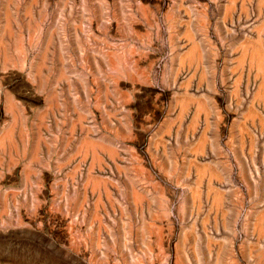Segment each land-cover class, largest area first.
<instances>
[{"label": "rangeland", "instance_id": "obj_1", "mask_svg": "<svg viewBox=\"0 0 264 264\" xmlns=\"http://www.w3.org/2000/svg\"><path fill=\"white\" fill-rule=\"evenodd\" d=\"M251 1L242 32L228 0H0V264H248L211 197L248 189L213 181L243 168L214 165L184 127L174 142L173 119L181 102L185 126L240 101L228 54L257 36L264 50ZM258 84L245 100L264 110Z\"/></svg>", "mask_w": 264, "mask_h": 264}, {"label": "crops", "instance_id": "obj_2", "mask_svg": "<svg viewBox=\"0 0 264 264\" xmlns=\"http://www.w3.org/2000/svg\"><path fill=\"white\" fill-rule=\"evenodd\" d=\"M255 1L257 5H260L261 1L263 2L264 0ZM251 2V0H228L229 5L227 10L231 14H236L238 16V24L240 23V21H242V25H240L242 32H247L250 29ZM242 43L239 46L237 45L238 47H235V49L231 48V51L228 54H238V62L236 60L235 63H231V73H234L239 77L231 79V85L233 86L237 81L239 82L243 79V89L239 90L240 101H234L233 103L232 100L231 104L230 98L225 99L223 101L225 105L223 107H219L218 105L217 109L209 108L205 105H202L203 108L199 110L195 107L188 123L183 126L182 119L185 117V110H183V107L185 108L186 105L184 103V106L180 105V107L176 111L178 114H175L173 121L176 123L175 128H177L174 135V142L178 140V131L181 130L180 128L184 127V134L182 138L183 142L188 143L189 140H195L198 143V141L201 142V140L203 139L204 141L202 140L201 144L199 145L202 146V144L205 143L208 139L210 140L209 143L211 147V156L213 158L212 163L214 165L216 164L217 166H219L222 164L237 168H243V172L241 173V175L237 174L238 177H232L230 174H227L226 177H214L213 181L231 182L235 181L236 178H240V180H242L244 183H249L250 186L248 189H233L226 192L215 191L212 193L213 195H211V197H217V201L221 202L219 206L227 212L225 220L228 222L231 221L233 223V225L231 226L232 228H230L233 229L234 234L238 230L242 231L241 244L244 248V259L246 263L250 264L247 257L249 254V252H247V247L252 251L250 252V259H253L255 255H258L259 260L264 262V110L251 108L252 106L250 103V99H245L248 98L249 95L251 96L250 93L252 92L250 91V87L252 83L254 84L256 80H258L259 89L260 84H262L261 82H264L261 80L264 79V61H259L260 64L255 65V63H258L255 61V54H253L256 52V50L254 48V50L252 49V45L248 43L247 40L243 44ZM247 43L249 45H247ZM243 46L245 50L242 49ZM251 49L253 50V52L251 51ZM249 51H251V57L249 56ZM262 51L264 50L261 49L260 53ZM240 52L243 54L242 56H244V58L239 55L241 54ZM214 56L216 57V54H214ZM251 58H254V60H251ZM226 61L227 63L230 62L229 59H227ZM200 64H202V62ZM226 68H228V66ZM251 69H253V73L250 72ZM226 81L227 83H229L230 79L227 77L224 78L223 76L221 78V84H224L226 88L222 90V92L226 91L227 93H230L233 90L230 87L231 85H226ZM187 84L192 85L190 79H184V81L180 82L177 88L179 91L176 92L173 96H180V98H184V100H187V96H185L186 89H181L185 88V85ZM210 92L212 93V96H203L206 99H210V101L208 102H210L212 107H214L216 103L215 100L217 99V102H220V97L222 95L220 93H217L218 91L216 92V90H212ZM256 97V99L264 105V102H262L264 101V96H258V94L256 93ZM195 110L199 111V113ZM203 111H205L206 113H203ZM192 117L195 118L193 119ZM205 120L207 121V123ZM169 122L172 123V120L169 119ZM191 122H195L194 126L193 124H191ZM168 127L166 129V132L168 131L167 134L170 136V134H173V128L171 129V126L169 128ZM249 142L252 145H250ZM181 179L182 178L178 179V181ZM184 180H186V178ZM199 180L203 181V179ZM206 180L211 181L212 179ZM218 198H223L224 200H219ZM213 217V214L209 215L210 219ZM233 237L235 238L234 235Z\"/></svg>", "mask_w": 264, "mask_h": 264}, {"label": "bare ground", "instance_id": "obj_3", "mask_svg": "<svg viewBox=\"0 0 264 264\" xmlns=\"http://www.w3.org/2000/svg\"><path fill=\"white\" fill-rule=\"evenodd\" d=\"M9 2H10V0H9ZM261 2H262V1H261ZM29 5H30V4H29ZM241 5H242V4H241ZM6 13H8V12H6ZM263 21H264V20H263ZM263 21H262V22H263ZM262 26H263V24H262ZM257 28H259V27H256V29H257ZM263 28H264V27H263ZM260 29H261V28H260ZM186 30H187V28H186ZM185 34H186V33H185ZM187 36H188V35H187ZM48 38H49V37H48ZM258 38H259V36H257V38H256V40H255L256 44H254L255 42H253V41H252L253 44L250 43V44L252 45V49L254 48V49L256 50V52L253 53V54H255V61L258 62V63H257V64L255 63V65L260 64L259 61H264V53H262V52H264V51H262V52L260 53L261 49H260V44H259V39H258ZM192 39H193V38H192ZM260 40H261V39H260ZM249 41H251V40H249ZM191 42H192V41H191ZM247 42H248V40H247ZM192 43H193V42H192ZM192 43H191V44H192ZM248 43H249V42H248ZM248 43H247V45H249ZM260 43H261V42H260ZM191 44H190V45H191ZM194 44H195V43H194ZM242 44H243V43H242ZM253 45H254V47H253ZM245 46H246V45H245ZM236 48H237V47H236ZM197 49H198V48H197ZM242 49L245 50V49H244V46H243ZM252 49H251V51L253 52L254 49H253V50H252ZM258 49H260V50H258ZM189 50H190V49H189ZM251 51H249V52H250V53H249V54H250V55H249L250 57H251ZM197 52H198V50H197ZM198 53H199V52H198ZM240 53H241V52H240ZM243 53H244V51H243ZM246 53H247V52H246ZM14 54H15V53H14ZM183 54H184V53H183ZM191 54H192V53H191ZM239 55H241V57L244 58V56H242V55H243L242 53L239 54ZM4 56H5V55H4ZM22 57H23V56H22ZM241 57H240V58H241ZM5 58H6V57H5ZM180 59H182V57H181ZM248 59H249V58H248ZM252 59L254 60V58H251V60H252ZM235 60H236V59H235ZM239 60H240V59H239ZM251 60H250V61H251ZM179 62H180V60H179ZM237 62H238V59H237ZM253 62H254V61H253ZM181 63H182V61H181ZM236 64H237V63H236ZM181 66H182V65H181ZM260 66H262V65H260ZM235 67H236V66H235ZM248 68H249V67H248ZM255 68H258V67H255ZM194 69H195V68H194ZM241 69H242V67H241ZM260 69H261V68H260ZM201 70H202V69H201ZM201 70H200V71H201ZM193 71H194V70H193ZM257 71H258V70H257ZM201 73H202V71H201ZM260 73H261V71H260ZM240 74H241V73H240ZM261 76H263V75H261ZM237 77H239V76H237ZM256 77H257V76H256ZM188 78H189V77H188ZM263 78H264V76H263ZM238 79H239V78H238ZM261 80L264 81V79H261ZM259 82H260V81H259ZM261 83H262V84H260L259 89L257 88V89H258V92H257L258 96H259V95H260V96H262V95L264 96V82H261ZM183 86H184V85H183ZM258 86H259V84H258ZM53 93H54V92H53ZM51 95H52V94H51ZM261 98H262V97H261ZM259 99H260V98H259ZM263 99H264V98H263ZM185 101H186V100H185ZM262 102H264V101H262ZM10 103H11V102H10ZM183 103H184V102H183ZM183 103L181 102V106H184ZM250 103H251V102H250ZM7 105H8V104H7ZM10 105H11V104H10ZM202 105H203V104H202ZM202 105L200 104L199 106L202 107ZM185 106H186V105H185ZM196 106H197V105H196ZM204 107H205V106H204ZM202 108H203V107H202ZM6 109H7V108H6ZM205 109H206V108H205ZM198 110H199V109H198ZM203 110H204V109H203ZM195 111L199 113V111H197V110H195ZM195 111H194V112H195ZM205 111H206V110H205ZM205 111H203V113H204ZM207 111H208V110H207ZM179 112H180V110H179ZM205 113H206V112H205ZM177 114H178V113H177ZM252 114H253V113H252ZM254 114H255V113H254ZM196 115H197V114H196ZM247 115H250V114H247ZM243 116H244V115H243ZM259 116H260V115H259ZM245 117H246V116H245ZM192 118L194 119L195 117H192ZM260 119H261V118H260ZM205 121H206V120H205ZM194 123H195V122H193V123L191 122V124H193V126H194ZM206 123H207V121H206ZM261 123H262V122H261ZM261 123H260V124H261ZM170 124H172V123H170ZM10 126H11V125H10ZM190 126H191V125H190ZM167 127H168V126H167ZM169 127H170V126H169ZM169 127H168V128H169ZM168 130H169V129H168ZM5 132H6V131H5ZM37 132H38V131H37ZM167 132H168V131H167ZM202 132H203V131H202ZM243 132H244V131H243ZM2 133H3V131H2ZM5 135H6V134H5ZM201 136H203V135H201ZM240 136H241V135H240ZM249 136H250V135H249ZM38 137H39V136H38ZM37 139H38V138H37ZM240 139H241V138H240ZM202 140H203V139H202ZM202 140H201V142H202ZM249 140H250V139H249ZM12 141H13V140H12ZM203 141H204V140H203ZM240 141H241V140H240ZM1 143H2V142H1ZM11 143H12V142H11ZM86 143H87V142H86ZM90 143H91V142H90ZM87 144H88V143H87ZM249 144H250V142H249ZM2 145H3V144H2ZM8 145H9V144H8ZM91 145H92V143H91ZM94 145H97V144H94ZM250 145H252V144H250ZM250 145H249V146H250ZM240 146H241V145H240ZM99 147L102 148L101 146H99ZM195 148H196V147H195ZM98 149H99V148H98ZM110 151H112V150H110ZM107 152H108V151H107ZM112 152H113V151H112ZM192 152H193V151H192ZM34 153H35V152H34ZM199 153H201V152H199ZM33 155H34V154H33ZM32 157H33V156H32ZM35 159H36V158H35ZM90 168H91V167H90ZM206 168H207V166H206ZM207 169H208V168H207ZM203 170H204V169H203ZM201 171H202V170H201ZM202 172H204V171H202ZM27 173H28V172H27ZM196 174H197V173H196ZM198 174H199V173H198ZM199 175H200V174H199ZM202 175H203V174H202ZM216 178H217V177H216ZM198 180H199V179H198ZM97 183H99V182L96 181V185H97ZM92 184H94V183H92ZM208 185H209V184H208ZM209 187H210V186H209ZM196 189H197V188H196ZM209 189H210V188H209ZM211 189H213V187H212ZM197 190H198V189H197ZM197 192H198V191H197ZM136 194H137V193H136ZM136 194H135V195H136ZM133 196H134V195H133ZM218 199H219V198H218ZM220 199H221V198H220ZM220 199H219V200H220ZM81 203H82V202H81ZM257 219H258V218H257ZM259 219H260V218H259ZM257 222H258V221H257ZM257 222H256V223H257ZM257 227H258V226H257ZM257 232H258V231H257ZM258 233H259V232H258ZM182 240H183V239H182ZM206 246H207V245H206ZM192 247H193V246H192ZM192 250H193V249H192ZM219 250H220V249H219ZM215 260H216V259H215Z\"/></svg>", "mask_w": 264, "mask_h": 264}]
</instances>
